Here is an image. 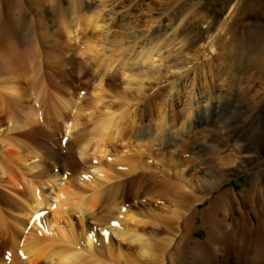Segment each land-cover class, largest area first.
Segmentation results:
<instances>
[{
	"label": "bare ground",
	"instance_id": "bare-ground-1",
	"mask_svg": "<svg viewBox=\"0 0 264 264\" xmlns=\"http://www.w3.org/2000/svg\"><path fill=\"white\" fill-rule=\"evenodd\" d=\"M71 1L72 13L64 16L62 22L65 34L73 40L82 24L88 22V28L103 29L108 33L112 30L110 23L119 18L122 11L127 13L122 18L129 19L133 12L152 0H136L140 4L138 7L133 6L135 0ZM0 5V33L6 31L7 34L5 28H12L8 27L10 24H16L22 36H27L35 27L37 31L48 28H45L48 0H2ZM90 6L96 9L91 17L88 15ZM237 10L238 4L231 7L227 24ZM161 23L153 19L149 21L152 44L155 39L158 44L151 47L142 45L134 54L132 49L135 47H131V53L108 51L93 40L87 41L88 51L97 55L91 54L92 57L106 65L97 75L92 74L87 65L89 62L81 65L85 67L79 73L75 68L64 70L69 79L89 83L93 102L98 105L95 109H101L100 103L102 105L103 100L109 97L121 101L117 109L106 102L108 105L105 104L104 112L101 109L100 116L93 117L97 109L93 110L88 116L91 119L88 124H92L84 127L82 132L78 120L81 109L77 107L78 98L73 99L75 94L70 99L58 101L53 96L47 97L41 86L36 89L37 94L33 92L37 95L35 99L39 105L35 106L38 108L33 105L32 95L25 85L28 83L25 69L21 67L25 62L22 65L19 58L9 56L17 41L11 36L15 44L10 46L5 32H2L5 39L0 34V264H264V156H261L264 152V130L261 135L257 130L259 122L264 123V102L260 97L258 100V96L257 100L253 98V110H249L246 120L229 124L231 127L236 124V127L225 135L227 139L222 138L224 134L217 136L219 132L216 136H199L197 128L208 124V120H204L208 114L228 109L236 103L233 99L235 93H232L234 84L232 81L207 84L201 80L205 69L210 68L211 71V67L214 69L222 61L220 54L213 55L216 48L211 45L212 40L211 46L191 62L194 63L192 68L186 67L189 70L171 82L174 71L176 74L182 67L175 64L177 61H174L172 51L165 50L167 40L163 44L161 42L163 35L159 33L165 28ZM42 36L43 46L47 37ZM57 36L52 35L49 39L60 45ZM106 41L111 42L108 38ZM20 42L29 47L39 43L34 38L21 39ZM18 47L17 51L23 50V46ZM69 52L65 54L68 56ZM102 56L106 58L102 59ZM34 60V63L39 61ZM76 60H82L79 54H75L71 61H62L61 69L72 67ZM35 64L29 66L35 69ZM35 74L38 82L39 74L37 71ZM165 80L169 83L166 94L158 92L152 98L150 96L151 99L140 102L138 93L146 87V82L151 88L153 85L158 88ZM242 87L239 84L238 89L248 97L250 89L248 92ZM178 88L186 94L189 100L186 104L189 103L192 109L187 118L182 113L171 115L184 105L179 91L177 96L170 94ZM158 99L162 101L163 106H160L163 108L156 109L155 101ZM250 106L245 104L240 109L246 110ZM73 108L76 109V117L71 121ZM43 109L50 120L49 128L52 125V132L40 131L46 119L41 121ZM155 109L157 121L154 119ZM6 123L9 124L7 128ZM151 128L155 129L157 137L153 132L144 135ZM13 131L15 133L11 135ZM83 132V138L75 139ZM61 136L66 138L64 143L58 140ZM131 141L137 143L138 150L130 149ZM208 142L217 145L208 147ZM219 143L233 148L236 154L222 155ZM117 145L129 146L115 159L117 164L126 166L121 170L119 166L118 170L115 169L114 161L107 167L103 161ZM212 154L215 155L209 160ZM143 155L150 161L142 162ZM155 162L170 164L176 178L173 181L177 184L159 176L151 167ZM245 173H252L249 187L244 184L239 190L235 186L222 190L227 183L234 182ZM88 190L93 193L88 195ZM172 190L178 193L175 194L177 197H184L171 200L168 207L163 206L166 214L147 208V200H164ZM88 217L95 220L106 217L108 220L98 230L91 227L86 220ZM200 231L204 232V239L197 237Z\"/></svg>",
	"mask_w": 264,
	"mask_h": 264
},
{
	"label": "rangeland",
	"instance_id": "rangeland-1",
	"mask_svg": "<svg viewBox=\"0 0 264 264\" xmlns=\"http://www.w3.org/2000/svg\"><path fill=\"white\" fill-rule=\"evenodd\" d=\"M55 1H59V2H55ZM134 3H133L134 7H138L140 5L139 1L135 0ZM136 3H138V4H136ZM0 4H2V0H0ZM235 4H238V10H237L236 14L234 15V17L231 19V22L227 24V16L231 10V7ZM72 10H73V2L71 0H48V13H47V17H46L47 22H46V26H45V28H47V27L48 28L39 30L40 29V27H39L38 28L39 31H37V27H35L36 30L31 29L30 33H28L27 36L23 35L27 39H30V40L32 38H34L36 40V43L39 41V43H37L38 45H32L33 47L32 46L29 47L27 45H24V43L22 44L20 42L21 39L25 40L26 38L25 37L21 38L22 34L20 33V30L17 29L18 27L16 24H14V25H16V27L13 24H10L8 26V27H12L10 29L4 27L5 29H7V34H6V31H4L5 33L3 31L2 32L4 33L5 38L8 37L6 40L8 41V43H11L10 46H12L16 43L13 46V49H11L9 56H11L12 59H13V57L19 58L20 59L19 61L21 64L23 61L25 62L24 66H21V67L22 68L24 67L25 70L27 69L26 71L24 70L25 78H26V81L28 82V83L25 82V85L27 86V91L29 92L30 96L32 95L31 99H32L33 105L34 106L39 105L38 101L36 100L37 95L35 96L33 94L34 93L37 94V90L39 88H42L41 86H43L44 87L43 89H45V90L41 89L44 91L45 95L47 92V97L53 96L54 100L57 99L58 101L62 98L70 99L75 94L73 96V99L75 98V100H76V97L78 98L76 100V103H78V105H80V106L77 105V107H79L81 109V111H79V114L81 117H79L80 119H78L80 121V123H79L80 124V127H79L80 132H82L81 130H83L84 127L92 124V123L88 124V122L91 120L88 118V116L93 110L95 111L98 107L95 109V105H97V104L93 102V99H92L93 98V92H91L90 91L91 89L88 88L89 83L86 81L87 84H85L86 82L82 81V82H79L80 83L79 84L78 79H69L68 74L65 75L64 70L66 71L67 69L75 68L76 70H78V73H79L85 67V66L84 67H82V66L89 62L87 65L89 66L93 75H95V74L97 75L99 72L103 71L104 67H106L104 61L102 63V60L99 59L100 60L99 61V60H96L94 56L92 57V55H96V54L95 53L92 54L91 52L88 51L87 47L89 46V44H85V43H87V41L93 40V42L95 44L99 43L98 44L99 47L107 48L108 51L109 50H111V51H113V50L119 51L120 50L121 52L126 51L127 53H131L133 50V54H134V52H137L139 49H141L142 45H143L142 47H149V46L151 47L152 45L154 46L155 44H158L157 39L153 40L154 44H152V37L149 36L150 35V33L148 31L149 30V21H151L152 19L154 21L156 20L157 22H159V21L162 22L163 25L161 23L160 24V25H162L161 27L162 28L165 27L167 29V30H165V28H163L162 33H159V34L163 35L161 42L163 44L164 43L163 41L167 40V42H166L167 45H165L167 48H165V50L166 51L170 50V52L172 51L171 53L173 54L174 61H177L175 64L179 65L180 68L182 67V69L180 71L179 70L176 71L177 72L176 74L174 71L172 77H171V75H169V78L171 77L170 78L171 82H174L175 79H177L180 74L187 72L186 70H189V69H187L186 67L192 68L191 66H193L194 63L191 64V62L196 61L197 60L196 58H198L197 56L198 55L200 56L201 53L203 52V50L208 49V47H210L212 44H214V47L216 49L213 50V55L214 54L215 55L220 54L221 60L222 61L224 60V61L223 62L221 61L222 64L220 62V64L218 66L215 65L214 69H213V67H211V71H210V68H207L208 70L205 69V71L201 73L202 75L200 74L201 75L200 77H202L201 80L206 82L207 84H211V83L219 84V83H223V81H228V82L232 81V84H234V89H233L232 93H235V94H233L235 96V97H233V99L236 103H234V105L229 107L228 109L222 110L220 112L218 111V112H212V113L208 114L204 118V120H208V124L204 123L203 126L201 125L200 129L197 128L198 131L196 130L197 133L199 132L198 133L199 136H201V137L203 136L204 138L210 137V136H216V134L218 132L219 133L217 134V136H219V135L223 136V134L225 136L228 132H232L234 130V127H236V124L231 127L229 125L230 123L238 122V120L243 121L244 119L245 120L247 119V117L249 116V110L251 109V111H252L254 108L253 102H254V100H257V96H258V100L261 99L264 102V0H152L151 2H148V5H143L139 11L133 12L132 16L129 17L130 20L127 17V18H124L125 19V21H124L122 16L123 15L126 16L127 13L125 10H124L125 12L122 11L119 15L120 17L117 18L115 21L110 23V27L112 26V28H111L112 30H110L111 34H110V31L108 33L105 30L102 31L103 29H101V31H100V29L95 30V29H92V27H90V26L88 28V25H86V23H88V22H86V23L82 24L80 26V28L77 29V30H79L77 32L78 35H77L76 39H73V40H71L65 34L64 24L62 22V18L66 15L71 14ZM95 10H96L95 7L94 8L91 7V9L88 11L89 17H91L94 14ZM123 12L125 14H123ZM68 19H70V18L68 17ZM228 21H230V20H228ZM225 22L227 24V28L225 30H223L225 25H226ZM167 25H169V26H167ZM157 26H159V25H157ZM147 27H148V29H147ZM144 31H146V32H144ZM2 32L0 34L4 38V35ZM106 33H107V35H106ZM42 34H44V36H46L48 38V39L45 38L46 43L43 46H42L43 42L40 41V38L43 37ZM52 35H58L57 39L59 40L60 45H58V43L57 44L54 42L52 43L51 39H49L50 37H52ZM11 36L14 37V40L17 42L13 41V38ZM106 36L111 42L107 43ZM86 37H87V39L88 38L89 39L88 40L85 39ZM9 38H11V39H9ZM95 38L97 39L98 42L96 41ZM11 40L13 41V43ZM116 40H117V42H116ZM211 40L213 42H216V43H213ZM48 41H49V45L47 44ZM161 42H160V44H161ZM210 43H211V45H210ZM121 44H122V46H121ZM16 45H19V47L17 46L18 48H21L23 46L22 47L23 50L19 49L17 51ZM79 45H80V47H79ZM57 46H59V47H57ZM120 46L122 47V49ZM78 47L80 49H78ZM126 47H128V48H126ZM131 47H135L136 51L134 50L135 48L132 49ZM65 49H66V51H65ZM33 50L35 51V53ZM216 50H217V53L215 52ZM19 51H20V53H19ZM67 51L71 52V54L69 52L68 56L65 54V52H67ZM166 51L163 50L164 53ZM86 52H87V54H86ZM186 52H187V54H186ZM62 53H64V54L62 55ZM20 54H22V55H20ZM75 54L76 55L79 54V57H81L82 60L83 59L84 60L83 61L79 60V62L76 60L77 63L74 62L75 64H72V67H67V68L61 69L60 63L66 59L71 61ZM16 55L20 56V57H16ZM222 55H223V57H222ZM25 57H26V60L28 62L25 60ZM96 57H97V55H96ZM103 58H106V57L102 56V59ZM175 58H177V59H175ZM193 58H194V60H193ZM21 59H23V60L21 61ZM34 59L39 60V61L35 62L37 65L34 63V61H35ZM94 60H95V62H94ZM16 61H14V62H16ZM30 61H31V63H30ZM47 61H49V62L47 63ZM58 61H60V62H58ZM97 61H99L98 63H100V65L97 63ZM184 61L185 62L187 61V62L185 63ZM223 63H224V65H223ZM21 64H19V65H21ZM32 64H35L37 67L34 65L35 69H33V67L31 68L30 66H32ZM48 64H50V65H48ZM90 64H92V65H90ZM25 65H26V67H25ZM41 65H42V67H41ZM221 65H223L224 67ZM96 66H97V68H96ZM36 68H37V70H36ZM33 70H35V71H33ZM214 70H216V71H214ZM218 70H219V72H218ZM36 71H37V74H39V75H37V78H39L38 82H37L36 77H34V76H36V74H35ZM209 73H211V74H209ZM26 74L28 75V80H27ZM32 74H35V75L31 76ZM46 74H47V76H46L47 78L45 77ZM218 74H219V76H218ZM234 74H237V76L236 75L234 76ZM212 75L214 76V78ZM32 77H33V79H32ZM212 78L214 81H212ZM47 79H48V81H46ZM88 79H90V78H88ZM208 80H210V81H208ZM50 81H51V83H50ZM57 81H59V82H57ZM237 81L239 84L243 85L242 89L246 88L247 91H248V89H250L249 91H251V92L248 91L249 93H247V94H249L248 97L247 96L245 97V94H243V91H240L238 89L239 84L236 83ZM163 82H164L163 85H161V87H158V88L155 87L156 85H153L151 88V86H149V84H148L149 82H146L147 85H146V87H144V89L142 91H140L141 94H140V92L138 93L139 98L141 100L140 102L147 101L148 99H151L152 96L158 92H163V93L165 92V94H166L168 91L167 89H169V87H167L169 85V83L166 82V80ZM33 83L35 86L33 85ZM247 85H249V86H247ZM28 87L29 88L31 87V88L29 89ZM248 87H250V88H248ZM51 89L53 92L51 91ZM178 89L174 90L175 92L173 91V92H171V93L169 92V93L170 94L173 93L172 96H175V95L177 96L178 91H179L180 92L179 94L183 99L182 101L184 102V105H186V107L188 109L186 107L183 108L184 107V105H183L182 108L184 110L182 108H179V110H177L179 113L174 112L171 115L179 116V115H176V113L177 114L182 113L183 116L185 115L184 117L187 118L192 113V109H191L189 103H187L188 105L186 104V102H189V100L186 99V94L185 93L183 94L182 93L183 91L181 89H179V90ZM89 91H90V93L88 95ZM176 91H177V93H176ZM56 92H58V93H56ZM83 95H85V96H83ZM141 95H143V96H141ZM150 96H151V98H150ZM255 97H256V99L253 100V98H255ZM259 97H260V99H259ZM106 99H107V97H106ZM104 100H103L104 103H102V105L100 103V105H99V108L103 109V112H104L105 106L108 104L112 105L113 108L115 107V109H117V107L118 108L120 107L119 106V103L121 104L120 100H117V99L114 100L110 97L107 100H105V101ZM110 100H112L113 104H110V102H111ZM240 100H242V101L240 102ZM35 101H36V103H35ZM78 101H80V102H78ZM155 102H157L156 103L157 104L156 109L157 108L160 109V107L163 106V104H161L162 101L160 99L156 100ZM80 103H82V104H80ZM86 103H88V104H86ZM114 103H117V105H115ZM235 104H237V105H235ZM245 104L246 105L250 104L251 106L246 108V110H241L240 106H243ZM160 105H162V106H160ZM35 107L38 108L37 106H35ZM82 109H84L83 110L84 112L82 111ZM87 109H89V110H87ZM101 109H99V110L97 109L95 112L96 114L93 117L100 116L99 112L100 111L102 112ZM156 109L154 111L155 112V118L154 119L157 121L158 120V118H157L158 113H157ZM74 110H76V109L73 108V110L71 112V116H72L71 121L76 117ZM43 111H45V112H44V116L41 117V121H43V119L46 118L47 121H49V124L45 119L46 123L45 124L43 123L45 121L42 122L43 125H42L40 131L44 132L46 130L45 132H52L53 131L52 125H51V128H49L50 127V120H48V117L45 116L46 110L43 109ZM186 115H187V117H186ZM208 118H211V119H208ZM82 121L85 124L84 123L82 124ZM46 125H48V126H46ZM5 127L6 128L9 127V124L6 123ZM153 128H151L152 130L148 129L147 131H145L144 135L145 134L148 135V132L150 135V134H152L151 132H153L154 136L157 137L158 134H157V132L155 133V129L153 130ZM49 130H51V131H49ZM257 130H258V134L261 135L263 130H264V123L263 122H261V121L259 122V127ZM14 133H15L14 131L11 132V135H14ZM79 134L81 136L76 135L77 138H75V139H78V138L80 139V138H83L85 136L84 132L79 133ZM221 136H219V137H221ZM224 136L222 138L227 139V136H225V137ZM59 139L62 140V142L64 143V140L66 138L61 136L58 138V140ZM133 142L134 141H131V144L129 143L130 149L133 150L136 148V150H138V148L136 147L137 143H133ZM131 145L135 146V147H132ZM207 145L209 147L211 145L214 146L217 144L208 142ZM129 146L127 148H124L122 145H117L115 147V149L110 148L111 150H110L108 156L106 157V159L103 160L104 165L107 167V164L112 165L113 161H114L115 165H113V166H116L115 169H117L118 166H119L118 167L119 170H121L120 169L121 167L126 168L125 165L121 166V165H119V163L117 164V162H116L117 160H115V159L122 152H124V150L129 149ZM219 146H220L219 147L220 153L222 155L228 154L230 152H232V153L234 152V154H236V152H237L233 148L227 147V145L225 143H219ZM134 152H135V150H134ZM214 155L215 154H212L211 156L208 157V159L210 160L211 158L214 157ZM143 156L144 157H142L143 158L142 162H144V161L147 162V160L149 158L145 157V155H143ZM261 156H264V152L261 154ZM194 157H197V156H194ZM149 161H150V159H149ZM64 164L67 165L68 163L65 162ZM151 167H152V169H155L156 172H158L157 174H159V176L164 177L167 180L170 179L169 182H171V180H172L173 184H177V182L175 183L176 178L174 176L172 166L170 164L165 163V165H164V164H157L155 162V163H152ZM162 172L164 175L162 174ZM165 174H167V175H165ZM169 174H170L171 178L169 177ZM166 176H168V177H166ZM251 177H252V173L251 174L250 173L242 174V175H240V177L236 178L234 180V182L227 183L222 188V190L231 188L232 186H235L236 189L239 190L242 187L241 185H244V184H247V186L249 187L250 183H251ZM173 180H175V181H173ZM114 182H112V183H114ZM112 183H109V184L112 186L113 185ZM106 190L102 191V193H104ZM23 191H24V189H23ZM173 191L174 190L167 193V195L168 194L170 195V193H171L170 196L166 195L169 199L166 197V199L160 200V201L147 200L148 201V202H146V206L148 205L147 208L149 207L150 209H153V211H155V212H157L156 210L158 209L159 213L166 214L164 212H167V210H166V208H163V206L168 207V206H170L169 204L171 203V200L177 201V200L183 199L182 197H184V196L177 197L178 195H175V194H178V193H176V191L174 193ZM92 193L93 192L91 190H90V192L88 190V195L89 194L91 195ZM204 206L205 205H202L201 208H204ZM102 214H104V213H102ZM104 215H107V213H105ZM86 220L89 221V224L91 223L90 225H91V227L93 226L92 228H94V229L97 228L99 230L101 228L102 224L107 222L106 220H108V219L106 217H103L102 220H95L91 217H88ZM97 225H99V226H97ZM197 237L204 239V237H205L204 232L200 231L197 234Z\"/></svg>",
	"mask_w": 264,
	"mask_h": 264
},
{
	"label": "snow or ice",
	"instance_id": "snow-or-ice-1",
	"mask_svg": "<svg viewBox=\"0 0 264 264\" xmlns=\"http://www.w3.org/2000/svg\"><path fill=\"white\" fill-rule=\"evenodd\" d=\"M41 215H43V213H41Z\"/></svg>",
	"mask_w": 264,
	"mask_h": 264
}]
</instances>
